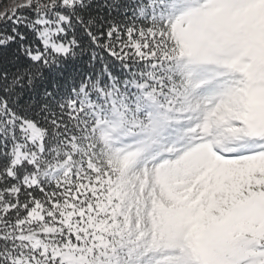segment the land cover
I'll return each instance as SVG.
<instances>
[{
  "label": "snow or ice",
  "instance_id": "1",
  "mask_svg": "<svg viewBox=\"0 0 264 264\" xmlns=\"http://www.w3.org/2000/svg\"><path fill=\"white\" fill-rule=\"evenodd\" d=\"M0 264H264V0H0Z\"/></svg>",
  "mask_w": 264,
  "mask_h": 264
}]
</instances>
